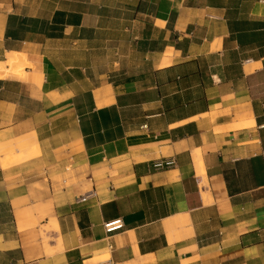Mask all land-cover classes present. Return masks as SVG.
Instances as JSON below:
<instances>
[{
    "label": "crops",
    "instance_id": "crops-1",
    "mask_svg": "<svg viewBox=\"0 0 264 264\" xmlns=\"http://www.w3.org/2000/svg\"><path fill=\"white\" fill-rule=\"evenodd\" d=\"M0 63V264H264V0H0Z\"/></svg>",
    "mask_w": 264,
    "mask_h": 264
},
{
    "label": "rangeland",
    "instance_id": "rangeland-1",
    "mask_svg": "<svg viewBox=\"0 0 264 264\" xmlns=\"http://www.w3.org/2000/svg\"><path fill=\"white\" fill-rule=\"evenodd\" d=\"M116 43V42H115ZM57 46V43H54V44H49V55L51 56V58H55L60 60L59 58V54L57 53V49H55ZM55 50V51H54ZM110 59L111 60V54L108 53V56L106 57L105 53L103 55L99 54V53H94V54H74V55H71V56H67L64 58V60H87L88 62L91 61L93 63V72L96 73V72H101L103 70H105V67H106V59ZM130 60L132 61V57L130 58Z\"/></svg>",
    "mask_w": 264,
    "mask_h": 264
},
{
    "label": "trees",
    "instance_id": "trees-1",
    "mask_svg": "<svg viewBox=\"0 0 264 264\" xmlns=\"http://www.w3.org/2000/svg\"><path fill=\"white\" fill-rule=\"evenodd\" d=\"M53 19L55 20L51 25H50V30L46 31L47 34L50 35V37H53L55 35H58L59 32L61 34V31L63 30V25L65 24H72V22H74V15L68 16V18L66 20H64L62 13L59 11H56L54 13V17ZM58 23H61L58 24ZM55 32L57 34H55Z\"/></svg>",
    "mask_w": 264,
    "mask_h": 264
},
{
    "label": "bare ground",
    "instance_id": "bare-ground-1",
    "mask_svg": "<svg viewBox=\"0 0 264 264\" xmlns=\"http://www.w3.org/2000/svg\"><path fill=\"white\" fill-rule=\"evenodd\" d=\"M4 71L5 72V76H17L18 78L20 77V79H26L28 78V71L26 70H22L20 72H14V73H10L9 71L6 70V68L4 67V65L2 63H0V72ZM6 76V77H7Z\"/></svg>",
    "mask_w": 264,
    "mask_h": 264
},
{
    "label": "built area",
    "instance_id": "built-area-1",
    "mask_svg": "<svg viewBox=\"0 0 264 264\" xmlns=\"http://www.w3.org/2000/svg\"><path fill=\"white\" fill-rule=\"evenodd\" d=\"M116 223H118V221L116 220V221H113V222H110V223H108V224H106L107 226H110V225H112V224H115L116 225ZM117 226V225H116Z\"/></svg>",
    "mask_w": 264,
    "mask_h": 264
}]
</instances>
